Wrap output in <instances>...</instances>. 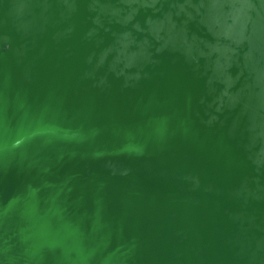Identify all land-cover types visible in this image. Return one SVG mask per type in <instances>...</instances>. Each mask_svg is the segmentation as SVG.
I'll return each instance as SVG.
<instances>
[{
	"label": "water",
	"instance_id": "95a60500",
	"mask_svg": "<svg viewBox=\"0 0 264 264\" xmlns=\"http://www.w3.org/2000/svg\"><path fill=\"white\" fill-rule=\"evenodd\" d=\"M0 264H264V0H0Z\"/></svg>",
	"mask_w": 264,
	"mask_h": 264
}]
</instances>
